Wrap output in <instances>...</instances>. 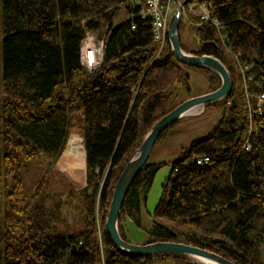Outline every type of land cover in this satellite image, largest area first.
Here are the masks:
<instances>
[{"label":"trees","instance_id":"trees-1","mask_svg":"<svg viewBox=\"0 0 264 264\" xmlns=\"http://www.w3.org/2000/svg\"><path fill=\"white\" fill-rule=\"evenodd\" d=\"M128 1L0 0V264H197L180 255L126 257L107 233L118 180L147 131L171 111L166 91L182 65L169 40L156 56L159 45L137 11L127 8L131 17L115 24ZM199 1L219 6L227 46L251 66L250 94H264V0ZM103 27L102 64L89 72L82 42L86 31ZM191 28L200 48L189 51L181 42L182 48L225 64L233 92L220 102L230 109L172 164L143 244L183 243L236 264H264V105L250 124L241 77L216 30ZM206 71L214 90L220 87ZM73 130L82 133L86 151L84 230L54 235L47 219L54 211L39 203L41 186L26 188L21 171L41 155L59 156ZM203 157L210 162L198 165ZM162 166L146 163L126 196L119 228L127 242L123 222L144 230L135 214Z\"/></svg>","mask_w":264,"mask_h":264},{"label":"rangeland","instance_id":"rangeland-1","mask_svg":"<svg viewBox=\"0 0 264 264\" xmlns=\"http://www.w3.org/2000/svg\"><path fill=\"white\" fill-rule=\"evenodd\" d=\"M193 1L194 0H192V3H194ZM126 9L127 8L123 6L118 18L115 20L116 25L131 17V14H129ZM195 11H197V8ZM188 16L192 21H197L194 17V13L188 12ZM191 27L194 26L189 23H181L179 36L182 44L189 51H196L200 48L201 43ZM105 30L106 28L103 27L100 32L94 34L97 41H101L100 36L104 34ZM229 48L235 55L241 54L236 53L231 47ZM232 51L228 52L226 50V53L233 61L241 77L240 91L245 96L248 118L250 124H252L253 121H251V118L253 117H251L249 113V108L255 102L257 94H250V81L247 78L248 74L246 71H243L244 66H248L249 71L251 66L243 64L240 59L236 61L235 57L231 54ZM213 82H215V86L217 87L216 80L213 79L212 74L207 72L206 69L180 65V70L177 72L174 82L166 91V94L171 95L169 99L166 100L165 107L169 108V111H172L185 100L213 92L215 87ZM220 101L202 109L194 115L182 118L155 144L148 162L160 163L163 164V166L159 168L155 174L153 183L147 194L145 205L141 203L140 212L135 214L136 221L140 223L144 230L139 229L136 223L130 220H125L123 222L125 233L130 243L143 244L146 241V231H149L153 227L151 215L154 213L161 198L162 184L169 175L172 164L183 156L184 152L194 140L205 138L210 130L219 122L222 115L229 113V106L222 104ZM72 136L81 138L85 149L82 133L73 130L69 134L67 143L59 156L49 158L41 155L39 159L31 161L25 169L21 171V177L26 188L28 190L31 189L32 193L41 186L37 196L40 201L39 203L44 206L47 211H54L55 217H53V219L50 215L47 216V219L50 220V234L54 235H76L84 230L83 196L80 192L86 186V166L85 168L75 167L73 160L68 159L64 155ZM3 192V201L5 203L6 192L5 190H3ZM262 259L264 261V244L262 246ZM167 263L169 262H164V264Z\"/></svg>","mask_w":264,"mask_h":264},{"label":"water","instance_id":"water-1","mask_svg":"<svg viewBox=\"0 0 264 264\" xmlns=\"http://www.w3.org/2000/svg\"><path fill=\"white\" fill-rule=\"evenodd\" d=\"M190 1L192 0H187L186 2ZM180 22L179 9L171 16L168 28L169 43L174 58L184 66L206 69L213 72L221 80V85L213 92L185 100L150 128L141 146L130 157L118 180L107 214L106 229L115 249L126 257L153 258L180 255L194 259L197 264H236L213 252L183 243L156 242L132 244L125 241L120 233V216L126 196L144 165L148 163L153 148L162 133L182 118L190 116V112L194 109H205L225 97L231 96L233 92L231 75L221 60L208 55L198 56L186 52L182 48L179 36Z\"/></svg>","mask_w":264,"mask_h":264},{"label":"built area","instance_id":"built-area-1","mask_svg":"<svg viewBox=\"0 0 264 264\" xmlns=\"http://www.w3.org/2000/svg\"><path fill=\"white\" fill-rule=\"evenodd\" d=\"M187 0H129L125 7L133 11H137V16L150 26L154 40L158 43V56L168 40V23L173 13L180 9V19L184 23H189L194 27H201L202 25L213 26L221 42L226 47V50H232L227 46V34L224 32V26L215 13L219 10V6L212 2H205L194 0L186 2ZM197 8V11L195 9ZM188 12L194 13L196 22L192 21ZM131 29H136V24H131ZM95 33L86 31L85 38L82 42L80 59L83 67L89 72L96 70L102 64L103 60V41H97ZM236 61L241 58V54L235 55L231 53ZM243 71L249 72V67L244 66ZM246 74V75H247ZM249 81L251 76L247 75ZM264 105V94H257L255 102L250 106L249 113L252 116L262 115ZM247 151L251 150V144L247 140L244 146ZM210 162L209 157L198 158L196 163L198 165H207Z\"/></svg>","mask_w":264,"mask_h":264},{"label":"bare ground","instance_id":"bare-ground-1","mask_svg":"<svg viewBox=\"0 0 264 264\" xmlns=\"http://www.w3.org/2000/svg\"><path fill=\"white\" fill-rule=\"evenodd\" d=\"M181 23H184V22H182V20H181L180 26H181ZM168 28H169V23H168ZM179 30H180V28H179ZM201 110H202V108L194 109L193 111L190 112V114L194 115V114L200 112ZM256 116H258V115H256ZM251 119H252L251 121H253V118H251ZM64 155L68 159L73 160V162L75 163V167L78 166L80 168H85V166H86V151L84 149L83 142H82L81 138H78L77 136H72V138L69 140V144L67 146V149L65 150Z\"/></svg>","mask_w":264,"mask_h":264}]
</instances>
